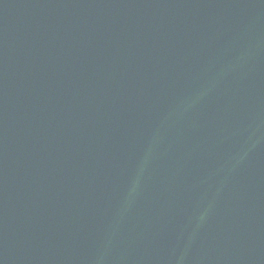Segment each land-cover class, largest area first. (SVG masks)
Segmentation results:
<instances>
[{
	"label": "water",
	"instance_id": "95a60500",
	"mask_svg": "<svg viewBox=\"0 0 264 264\" xmlns=\"http://www.w3.org/2000/svg\"><path fill=\"white\" fill-rule=\"evenodd\" d=\"M0 264H264V0H0Z\"/></svg>",
	"mask_w": 264,
	"mask_h": 264
}]
</instances>
